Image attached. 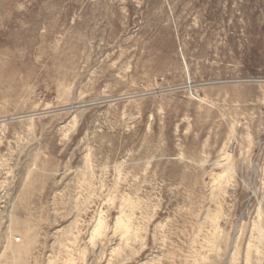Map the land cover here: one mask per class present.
<instances>
[{
  "label": "rangeland",
  "instance_id": "1",
  "mask_svg": "<svg viewBox=\"0 0 264 264\" xmlns=\"http://www.w3.org/2000/svg\"><path fill=\"white\" fill-rule=\"evenodd\" d=\"M0 264H264V0H0Z\"/></svg>",
  "mask_w": 264,
  "mask_h": 264
},
{
  "label": "bare ground",
  "instance_id": "2",
  "mask_svg": "<svg viewBox=\"0 0 264 264\" xmlns=\"http://www.w3.org/2000/svg\"><path fill=\"white\" fill-rule=\"evenodd\" d=\"M186 64V63H185ZM187 67V66H186ZM187 74H188V77H189V71H188V69H187ZM190 79V78H189ZM191 86V85H190ZM191 92V91H190ZM89 105V104H88ZM80 106V105H79ZM82 106H84V105H82ZM82 108V107H81ZM3 122V121H2ZM101 223H103V222H101ZM101 229V228H100ZM99 229V230H100ZM129 232V231H128ZM100 233V232H99ZM125 233V232H124ZM97 234V233H96ZM115 234V233H114ZM94 235V234H93ZM97 236V235H96ZM124 236H126V234L124 235ZM123 237V236H122ZM95 239V238H94ZM122 239H124V238H122ZM130 240V239H129Z\"/></svg>",
  "mask_w": 264,
  "mask_h": 264
},
{
  "label": "water",
  "instance_id": "3",
  "mask_svg": "<svg viewBox=\"0 0 264 264\" xmlns=\"http://www.w3.org/2000/svg\"><path fill=\"white\" fill-rule=\"evenodd\" d=\"M83 107L86 108V107H89V106H88V105H84V106H82V108H83ZM79 108H80V107H79Z\"/></svg>",
  "mask_w": 264,
  "mask_h": 264
}]
</instances>
